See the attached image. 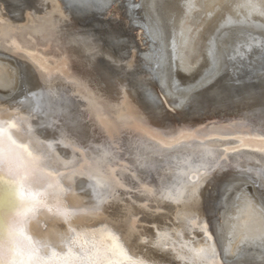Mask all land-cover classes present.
Wrapping results in <instances>:
<instances>
[{
    "label": "snow or ice",
    "instance_id": "obj_1",
    "mask_svg": "<svg viewBox=\"0 0 264 264\" xmlns=\"http://www.w3.org/2000/svg\"><path fill=\"white\" fill-rule=\"evenodd\" d=\"M80 3L82 7H107L104 0ZM48 5L49 0H42L41 11L27 10L24 22L19 24L0 14V49L23 54L42 79L39 90L13 105L0 104V185L6 183L11 193L0 211V264H154L133 250L137 243H148L139 223L150 209L148 196L170 202L177 210L176 226L170 223L161 229L151 225L156 229L154 248L175 253L183 264H223L211 225L207 219H199L200 189L228 163L241 179H252L264 194V122L259 127L247 120L213 125L212 135L186 128L153 127L147 115L131 105L127 85H117L121 95L113 104L104 91L108 82L97 79V88L92 89L91 80L86 84L81 76L68 71L67 55H48L53 45L60 48L68 38L64 32L68 17L61 5ZM163 62L161 58L157 67ZM219 66L213 46L207 54L204 78L215 76ZM157 75L162 88L160 105L174 110L168 103L171 89L163 91L169 88L167 77ZM172 87L178 90V82ZM78 100L86 102L84 110ZM24 105L31 110L26 112ZM85 112L106 133L102 142L81 139L67 129L58 140L45 141L35 126L36 113L78 123L77 114L83 116ZM124 131L131 136L128 149L115 141V134ZM59 144L71 149V160L57 153ZM125 150L135 151L144 167L158 168L166 162L169 170L168 179L158 188L148 186L141 193L146 197L140 205L141 215L126 206L112 214L113 204H126L119 199L121 190L132 191L127 187V177L120 174ZM76 178L88 182L91 201L69 200L75 195ZM42 215L61 224L62 229L54 233L33 230ZM193 227L200 230L202 240L186 238ZM217 227L222 234L223 227ZM232 228L234 232L236 225ZM243 240L264 247V226L254 230L249 227Z\"/></svg>",
    "mask_w": 264,
    "mask_h": 264
},
{
    "label": "bare ground",
    "instance_id": "obj_2",
    "mask_svg": "<svg viewBox=\"0 0 264 264\" xmlns=\"http://www.w3.org/2000/svg\"><path fill=\"white\" fill-rule=\"evenodd\" d=\"M53 2H58L68 17L64 22L68 38L60 48L53 45L48 55H67L68 71L81 76L86 84L91 80L92 89L97 88V79L108 82L104 91L113 104L121 95L117 85H127L131 105L146 114L153 127L186 128L212 135L213 125L247 120L259 127L264 122V0H104L107 7L91 8L82 7L80 0H49L48 6ZM41 4L42 0H0V14L19 24L24 22L27 10L40 12ZM113 8L117 16L122 12L125 28L113 16ZM136 28L141 31L136 32ZM213 46L220 59L219 71L204 78L207 54ZM161 58L164 62L158 68ZM158 73L167 77L169 88L163 91L171 89L168 103L174 110L160 105L162 88ZM177 82L178 90L172 87ZM41 84L39 70L23 54L0 49V104L13 105L29 92L39 90ZM77 104L81 110L86 108L82 100ZM24 110L31 109L24 105ZM36 115L35 126L45 141L58 140L66 129L90 142L105 139L106 133L86 112L83 116L77 114L78 123ZM204 116H211L212 121L202 124ZM115 141L128 149L131 136L127 131L118 132ZM56 147L62 159L73 158L70 148L63 144ZM122 155L120 174L127 177V187L132 191L121 190L119 199L126 204H113L112 214L126 206L141 215L140 205L146 199L141 193L148 186L158 188L168 179L169 170L166 162L158 168L142 166L135 151L125 150ZM74 189L75 195L69 197L71 202L93 199L87 181L76 178ZM10 196L6 183L0 185V211ZM147 200L150 209L139 223L148 243H137L134 252L154 264H183L175 253L153 247L156 229L151 225L161 229L170 223L176 226V206L159 197L148 196ZM198 207L199 219H207L211 225L223 264H264V247L243 240L249 227L254 230L264 226V194L252 179H241L225 163L200 189ZM85 221L93 223L90 218ZM218 225L223 227L222 234ZM62 227L46 215L40 217L39 225L33 224V230L47 233ZM186 238L199 241L203 235L193 227Z\"/></svg>",
    "mask_w": 264,
    "mask_h": 264
},
{
    "label": "water",
    "instance_id": "obj_3",
    "mask_svg": "<svg viewBox=\"0 0 264 264\" xmlns=\"http://www.w3.org/2000/svg\"><path fill=\"white\" fill-rule=\"evenodd\" d=\"M134 1H137V0H134ZM113 9H114V8H113ZM113 11H114L113 16H114L115 18L118 17V18H116V19H118V20H120L121 22H123V25L120 24V27H121V28H125V24H124V23H125V20H124V18L122 17V16H123V15H122V12H121V14H120L119 16H117V15H116V10L114 9ZM100 18H101V19L104 18V15L101 16ZM135 31H136V32H140L141 30H140L139 28H136ZM136 32H135V33H136ZM9 54H10V53H9ZM167 108L169 109L168 106H167ZM169 110H170V109H169ZM213 118H214V117H213ZM201 120H202V121H201L202 124H206V123H209V122L212 121V117H211V116H208V117L204 116V117L201 118ZM178 125H179V123H178Z\"/></svg>",
    "mask_w": 264,
    "mask_h": 264
},
{
    "label": "rangeland",
    "instance_id": "obj_4",
    "mask_svg": "<svg viewBox=\"0 0 264 264\" xmlns=\"http://www.w3.org/2000/svg\"><path fill=\"white\" fill-rule=\"evenodd\" d=\"M3 7V6H2ZM213 86V85H212Z\"/></svg>",
    "mask_w": 264,
    "mask_h": 264
}]
</instances>
